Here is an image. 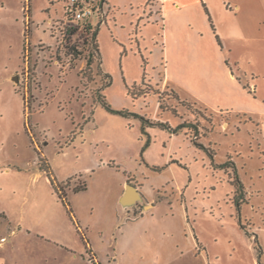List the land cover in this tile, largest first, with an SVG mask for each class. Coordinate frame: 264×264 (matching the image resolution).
<instances>
[{
	"label": "rangeland",
	"instance_id": "374dc122",
	"mask_svg": "<svg viewBox=\"0 0 264 264\" xmlns=\"http://www.w3.org/2000/svg\"><path fill=\"white\" fill-rule=\"evenodd\" d=\"M165 1L95 6L101 68L70 0H0V264H264V43Z\"/></svg>",
	"mask_w": 264,
	"mask_h": 264
},
{
	"label": "crops",
	"instance_id": "0c3cea01",
	"mask_svg": "<svg viewBox=\"0 0 264 264\" xmlns=\"http://www.w3.org/2000/svg\"><path fill=\"white\" fill-rule=\"evenodd\" d=\"M217 1H220L225 10L224 22L230 28L231 38L264 43V0H199L198 7L200 3H204V7L208 10L206 13L210 15L209 19L206 13H201L206 27L212 20V16L214 22L217 23L214 10ZM169 2L173 9L187 7L191 4L189 0H169ZM193 3L195 4V0Z\"/></svg>",
	"mask_w": 264,
	"mask_h": 264
},
{
	"label": "trees",
	"instance_id": "16d2710c",
	"mask_svg": "<svg viewBox=\"0 0 264 264\" xmlns=\"http://www.w3.org/2000/svg\"><path fill=\"white\" fill-rule=\"evenodd\" d=\"M101 2H104L106 4V0H101ZM69 12L73 15V13L71 12V10H69ZM70 13H68V15ZM73 18H74V16H73ZM76 22H78L79 23V26L82 27L83 33H87V34L90 35V48H91V51L89 53V58L87 60L88 65L91 66V64H93V62H94V58L97 57L99 63H101V68H102L101 54H100V50H99V45L97 43V35H98V32H99V26L100 25L94 26L91 23H82V22H79V21H76ZM71 30H72V32H77V29L76 30L75 29H71ZM100 71H101V69H100ZM103 77L107 80L105 82V86H109L111 84V77L108 74H105V73H103ZM161 101L162 100L160 99V102H159L160 109H163L164 110L167 107L165 105H163ZM108 110L111 111V109L109 107H108ZM149 126H160V127H163V128L168 127V125L167 124H164V123H159V122L158 123H153V122H150V121H144L143 122V129H142L143 134L145 133V129L147 127H149ZM184 127H187V124L186 123L181 124L180 127H179V129L184 128ZM195 138L197 139L198 138V135H196ZM193 142L197 146H199L200 148L207 150V148H205V146H203L200 143H197L196 140L193 141ZM209 155L211 156V158H213V151H210ZM229 166H232L233 167V170H234V173H233L234 177H233V179H232L231 182H232V185L235 187L234 203L236 205L237 211L240 214L243 204L245 202H247L246 199H245V193H244V189L245 188H244L243 183L239 179V176L237 174V169L235 167V164L233 162H231V160H229L227 163H225L221 167H222V169H227ZM51 183L54 186L53 180H51ZM240 225H241V228L243 230H246V228L242 225V222H240ZM246 235L247 236H250V234L248 232H246ZM253 239H254L255 250L260 255L263 252V248H262V246L260 244L258 235L255 234L254 237H253ZM259 258H260V256H259ZM258 264H260V259H259V263Z\"/></svg>",
	"mask_w": 264,
	"mask_h": 264
},
{
	"label": "built area",
	"instance_id": "2783aa9c",
	"mask_svg": "<svg viewBox=\"0 0 264 264\" xmlns=\"http://www.w3.org/2000/svg\"><path fill=\"white\" fill-rule=\"evenodd\" d=\"M70 2L69 10L73 13L74 19L82 23H90L95 6L106 5L101 0H70Z\"/></svg>",
	"mask_w": 264,
	"mask_h": 264
},
{
	"label": "water",
	"instance_id": "95a60500",
	"mask_svg": "<svg viewBox=\"0 0 264 264\" xmlns=\"http://www.w3.org/2000/svg\"><path fill=\"white\" fill-rule=\"evenodd\" d=\"M16 80H18L16 78ZM142 201L141 194L137 191V189L133 186H128L125 194L121 198V205L124 208L133 207L137 202Z\"/></svg>",
	"mask_w": 264,
	"mask_h": 264
}]
</instances>
